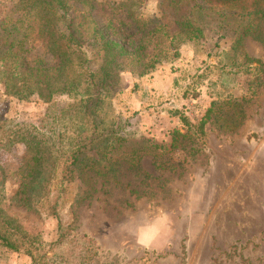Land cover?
<instances>
[{
    "label": "rangeland",
    "instance_id": "rangeland-1",
    "mask_svg": "<svg viewBox=\"0 0 264 264\" xmlns=\"http://www.w3.org/2000/svg\"><path fill=\"white\" fill-rule=\"evenodd\" d=\"M139 10L156 15L157 1L145 0ZM204 22L202 37L179 44L176 58L141 77L117 74L93 116L122 136L125 150L144 141L160 149L137 165L118 161L112 169L96 150L85 153L82 162L95 164L73 173L58 211L59 242L55 220L37 204L24 209L15 194L25 146L0 136V208L39 229L50 264H264V78L242 57L264 67V52L246 37L240 54L229 26L219 30L210 17ZM260 26L264 31V20ZM78 99L18 101L0 91V116L37 135L31 155L45 141L63 156L72 131L89 121L77 113ZM224 100L239 103L243 118L235 130H228L230 108L206 121L202 138L188 132L170 149L169 133L186 131L180 116L196 125L211 102ZM0 264L30 261L0 248Z\"/></svg>",
    "mask_w": 264,
    "mask_h": 264
},
{
    "label": "trees",
    "instance_id": "trees-1",
    "mask_svg": "<svg viewBox=\"0 0 264 264\" xmlns=\"http://www.w3.org/2000/svg\"><path fill=\"white\" fill-rule=\"evenodd\" d=\"M156 1L157 14L145 15L139 10L145 0H0L1 93L18 101L35 99L42 103L61 95H76L77 113L89 119L87 126L72 131L70 148L60 156L45 141L39 142V149L31 155L30 147L37 135H32V129H21L19 124L6 125L0 116V136L6 143L25 146L15 192L18 202L26 210L37 204L46 217L55 220L56 242L61 239L58 211L73 173L78 167L92 169L95 164L90 159L82 162L85 153L96 150L98 160L112 169L118 161L137 165L143 156L160 149L159 145L144 141L139 147L125 150L122 136L102 129L101 121L93 116L101 109L118 73L126 71L141 77L160 62L176 58L179 44L202 37L208 17L216 21L219 30L229 26L232 48L238 53H242L246 37L257 42L264 52V31L260 26L264 0ZM242 57L254 63L257 75L264 78V67L259 61L243 53ZM230 108L233 123L228 124V130L233 131L243 115L239 103L229 100L211 102L196 125L180 116L186 131L169 133L170 149L189 137L188 132L202 138L206 121ZM51 152L55 158L49 162L47 155ZM53 180L56 181L51 184ZM0 248L24 255L30 264H50L39 229L3 208Z\"/></svg>",
    "mask_w": 264,
    "mask_h": 264
}]
</instances>
